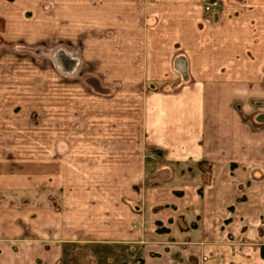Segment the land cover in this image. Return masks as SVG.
<instances>
[{
	"label": "crops",
	"instance_id": "crops-1",
	"mask_svg": "<svg viewBox=\"0 0 264 264\" xmlns=\"http://www.w3.org/2000/svg\"><path fill=\"white\" fill-rule=\"evenodd\" d=\"M31 7L54 10L53 144L9 143L24 86L0 65V264H63L78 243L264 264V0H0L5 40ZM80 30L85 69L61 48Z\"/></svg>",
	"mask_w": 264,
	"mask_h": 264
},
{
	"label": "rangeland",
	"instance_id": "rangeland-1",
	"mask_svg": "<svg viewBox=\"0 0 264 264\" xmlns=\"http://www.w3.org/2000/svg\"><path fill=\"white\" fill-rule=\"evenodd\" d=\"M82 4L83 6L77 9L76 13L80 19L84 20L89 10L85 8L84 3ZM100 12V9L93 10L94 18H98V21H101ZM21 15L24 24L20 32L15 30L11 39L7 40L0 35V65H5L6 67V72L3 74L4 78L13 76L16 82L23 83L24 86V89L19 90L20 94L14 95V102L8 106L7 110L13 115V121L7 123L15 131L24 130L23 135L8 138V140L10 144L13 143L14 145H37L39 142L38 131L41 130V132H46V145L52 146L54 129L53 103L48 102V100L52 101L48 97L52 98L55 71L54 59L58 50L56 49V53L54 52L57 41L54 40L53 21H48V18L54 17V10L31 7L23 9ZM66 16L69 17V10L63 9V20ZM43 17L47 18V24L44 26L47 30L46 32H43V26L39 25V21L42 22ZM79 26H77V29L81 27ZM73 32H69V29L63 30L61 35L63 38L69 37ZM94 39L98 40L94 41L97 44L96 48H100L101 46H98L101 41L100 37ZM61 45L62 52L67 57H69L68 52L75 50H77L78 56L82 53L83 57H79V59L83 64L81 67L85 69L87 47L85 34L80 30L74 42L61 41ZM91 47H94L95 50L94 44ZM88 56H86V60ZM84 69L81 70L83 71ZM16 70L20 74L14 73ZM83 73H76V79L75 76H71L63 69L62 81L81 83L80 81H83L85 75ZM43 98H46L45 103ZM5 123V120L0 121L2 127H5ZM0 140L2 141L1 144L5 145L7 138L3 137ZM65 251L66 261L63 264H143L140 245L100 246L90 243H78Z\"/></svg>",
	"mask_w": 264,
	"mask_h": 264
},
{
	"label": "built area",
	"instance_id": "built-area-1",
	"mask_svg": "<svg viewBox=\"0 0 264 264\" xmlns=\"http://www.w3.org/2000/svg\"><path fill=\"white\" fill-rule=\"evenodd\" d=\"M214 6H219V3L217 1H212V2H210L208 4H206L205 9L206 10H210Z\"/></svg>",
	"mask_w": 264,
	"mask_h": 264
}]
</instances>
